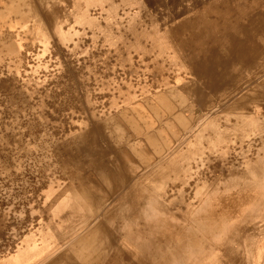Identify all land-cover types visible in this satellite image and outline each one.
<instances>
[{
  "label": "rangeland",
  "instance_id": "obj_1",
  "mask_svg": "<svg viewBox=\"0 0 264 264\" xmlns=\"http://www.w3.org/2000/svg\"><path fill=\"white\" fill-rule=\"evenodd\" d=\"M130 1L0 0V264H22L30 237L39 248L57 243L36 263L71 249L94 221L61 238L44 239L43 229L64 225L75 202L87 204L83 193L112 210L120 194H108L105 179L121 171L152 206L245 197L228 221L229 243L203 236L189 259L264 264V73L207 88L217 72L198 65L219 43L206 29L217 19L208 8L221 10L224 0ZM212 188L218 193L205 197Z\"/></svg>",
  "mask_w": 264,
  "mask_h": 264
},
{
  "label": "bare ground",
  "instance_id": "obj_2",
  "mask_svg": "<svg viewBox=\"0 0 264 264\" xmlns=\"http://www.w3.org/2000/svg\"><path fill=\"white\" fill-rule=\"evenodd\" d=\"M224 2L226 4L221 10H216V8H219L216 2H212L210 7L208 6V11L211 14L216 13L217 19L213 24L214 26L210 27L206 25V29L211 30L214 34V39H217L219 42L217 46L215 45L211 48L209 53L203 55L206 58H203L202 62L198 65L200 71H205V73L211 74L217 72V81H214V83L211 82L208 85L209 87H207L208 89H211V87H220L227 83L225 81L226 79L231 81L235 76L240 78V80L246 81V83H243V85H246L250 81H255L258 75L264 73V0H249L240 6L234 4L235 2L233 0H224ZM177 23L178 22H176V24ZM179 43H181V41ZM205 60H207V62H205L206 64L203 63ZM236 67L237 69H235ZM256 69L257 71L255 72ZM242 70H251V72L254 73H250V77L247 78V75L240 74ZM260 85L259 94H261V98H264V80ZM242 106L243 103H237V105H234L232 108L236 110ZM217 124L218 121H214L209 129V134L212 138L216 137ZM192 150L194 151V149ZM176 170V165L170 167V172ZM115 175L113 179H105L108 185L106 192L108 194H120L119 199L115 202L117 204L112 210L103 213L102 210L105 200L97 197L96 194L92 192L83 193V197L86 198L87 204H82L78 200L70 207V211L63 215L62 220L65 223L64 225H61L59 229L53 228L54 225L52 227H47V234L45 233V229L42 231L43 233L41 236L44 239H53V237L56 238L57 236L61 238L62 235H66L68 232L76 233L80 226L89 225L94 221L88 232L78 238L76 245L57 257L51 259H49L50 257L48 256L45 258H38L37 260L39 261L36 263L33 262L31 258L44 255V252L47 251L49 247H53V244L43 240L42 246L39 248L35 238L30 237L25 240V247L22 250L20 249L21 252L18 251L22 264H196V262L190 261L189 258L192 255H194V257L198 256V248H203L205 244L204 239H202L203 236L213 240V242L214 240H222L223 243H229L230 234L233 230H230L228 221L237 213L245 197L231 200V197L228 195L223 197L219 196L214 204L208 200L203 202L201 199H199L200 201L188 202L184 200V203L179 204L178 208H162L160 206L163 204L160 202L155 201L152 206V202L145 196L141 194L138 195V192H141L139 188H129L128 184L131 177L125 172L121 171L117 174L115 173ZM165 179H168V174H165V177L162 179V184H160L162 188L165 186ZM148 184H150V182ZM127 188H129V190L127 193H124V190ZM201 188L202 187H200V189ZM157 190H159V188H157ZM211 191L214 192V194L218 193V191L212 188L208 190L204 196L208 197ZM155 192L157 193L156 189ZM200 192L202 193V190ZM205 199L206 198H204V200ZM205 202L207 203L204 205ZM186 203H190V205L187 206ZM151 206L153 209H149ZM50 207L52 208V205ZM248 211L249 210H247V213ZM144 215L147 216V218L153 215L154 221L152 220L153 222L151 224L148 222V224L139 227V219L143 218ZM245 216L246 215H243V217ZM61 228H63V230L59 232ZM124 233H130L133 237L131 236L132 238L130 240H125V238L122 237ZM200 235L202 236L201 238H199ZM141 239H143V242L140 243ZM213 247L214 249L217 248L215 245ZM191 248L193 252L190 251ZM132 250L135 252H133L134 257L130 252ZM204 257L205 256H201L202 262Z\"/></svg>",
  "mask_w": 264,
  "mask_h": 264
},
{
  "label": "crops",
  "instance_id": "obj_3",
  "mask_svg": "<svg viewBox=\"0 0 264 264\" xmlns=\"http://www.w3.org/2000/svg\"><path fill=\"white\" fill-rule=\"evenodd\" d=\"M56 245H57V243L54 242V243H53V247H51V249L54 248ZM48 250H49V249H48ZM48 250H47V251H48ZM47 251L44 252V256H45V255H48V252H47Z\"/></svg>",
  "mask_w": 264,
  "mask_h": 264
}]
</instances>
